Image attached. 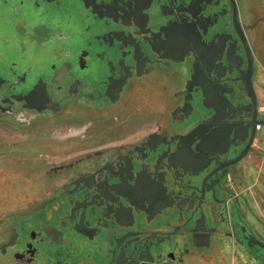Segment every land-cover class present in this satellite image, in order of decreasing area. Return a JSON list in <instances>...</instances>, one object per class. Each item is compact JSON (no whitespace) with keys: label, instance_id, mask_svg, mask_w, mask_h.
Returning <instances> with one entry per match:
<instances>
[{"label":"flooded vegetation","instance_id":"flooded-vegetation-1","mask_svg":"<svg viewBox=\"0 0 264 264\" xmlns=\"http://www.w3.org/2000/svg\"><path fill=\"white\" fill-rule=\"evenodd\" d=\"M0 264H264V0H0Z\"/></svg>","mask_w":264,"mask_h":264},{"label":"rangeland","instance_id":"rangeland-1","mask_svg":"<svg viewBox=\"0 0 264 264\" xmlns=\"http://www.w3.org/2000/svg\"><path fill=\"white\" fill-rule=\"evenodd\" d=\"M15 142L18 140H24V138H21V137H19V136H17V137H15L14 139H13Z\"/></svg>","mask_w":264,"mask_h":264}]
</instances>
